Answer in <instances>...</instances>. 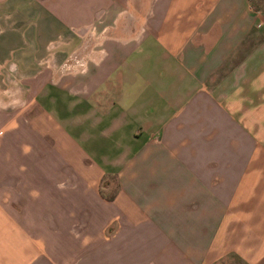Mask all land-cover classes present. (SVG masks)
I'll list each match as a JSON object with an SVG mask.
<instances>
[{"label": "crops", "instance_id": "1", "mask_svg": "<svg viewBox=\"0 0 264 264\" xmlns=\"http://www.w3.org/2000/svg\"><path fill=\"white\" fill-rule=\"evenodd\" d=\"M0 264H264V0H0Z\"/></svg>", "mask_w": 264, "mask_h": 264}, {"label": "rangeland", "instance_id": "2", "mask_svg": "<svg viewBox=\"0 0 264 264\" xmlns=\"http://www.w3.org/2000/svg\"><path fill=\"white\" fill-rule=\"evenodd\" d=\"M257 3H259V2L257 1Z\"/></svg>", "mask_w": 264, "mask_h": 264}]
</instances>
